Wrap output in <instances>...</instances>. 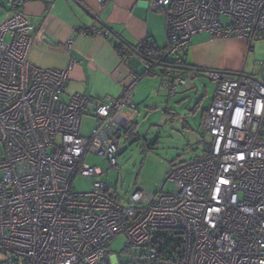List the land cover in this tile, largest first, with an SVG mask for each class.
<instances>
[{
  "label": "built area",
  "instance_id": "built-area-1",
  "mask_svg": "<svg viewBox=\"0 0 264 264\" xmlns=\"http://www.w3.org/2000/svg\"><path fill=\"white\" fill-rule=\"evenodd\" d=\"M25 1L12 0L0 20V264H264V78L179 60L199 33L263 37L264 0H145L149 10L165 13L167 44L134 50L139 63L160 76L166 95L193 69L215 94L200 123L210 136L203 156L170 167L173 190L134 188L124 198L85 158L100 156L116 170L115 115L131 105L141 74L132 70L118 97L74 93L64 101L73 62L53 69L29 61L42 23L23 14ZM86 115L94 125L84 135ZM77 176L92 179L88 190L73 188ZM120 233L129 257L106 258L104 248Z\"/></svg>",
  "mask_w": 264,
  "mask_h": 264
},
{
  "label": "crops",
  "instance_id": "crops-1",
  "mask_svg": "<svg viewBox=\"0 0 264 264\" xmlns=\"http://www.w3.org/2000/svg\"><path fill=\"white\" fill-rule=\"evenodd\" d=\"M11 8L12 0H0V13L4 12L0 20ZM20 10L28 19L42 23L28 54L31 63L62 69L70 60L73 62L62 95L64 101L74 93L97 100L118 97L130 81V72H143L136 49L147 43L159 48L167 44L166 15L162 10H149L145 0H26ZM90 26H97L103 33H84ZM105 29H108L107 34ZM263 39L264 36L247 41L240 37H210L199 33L191 37L183 61L192 68L243 71L261 74L264 78ZM66 42H70L69 47ZM184 74L187 77L184 85L195 76L206 77L203 71L195 69L186 70ZM144 77L158 79L161 91L159 75L142 76L140 80ZM142 95L140 92L138 98ZM131 109H134L132 101L131 105L120 107L115 115L121 126L120 135L134 124ZM85 117L93 119L89 115Z\"/></svg>",
  "mask_w": 264,
  "mask_h": 264
},
{
  "label": "rangeland",
  "instance_id": "rangeland-1",
  "mask_svg": "<svg viewBox=\"0 0 264 264\" xmlns=\"http://www.w3.org/2000/svg\"><path fill=\"white\" fill-rule=\"evenodd\" d=\"M1 11L0 16H3ZM140 92L142 98H138ZM214 92L215 85L203 76L189 79L174 95L161 93L158 79L142 78L131 99L134 129L127 137L125 134L117 136L121 149L116 170H108L105 160L94 154L87 155L85 161L99 166L103 170L99 179L123 198L134 188L148 194L173 190L172 183L166 181L170 167L202 157L208 147L210 136L202 131L200 123ZM195 104H198L196 108ZM93 125V119L83 116L81 133L88 134ZM262 131L264 139V126ZM91 181L88 177L77 176L72 186L77 191H86ZM126 245L127 237L120 233L104 248L106 258L108 254H116L127 259Z\"/></svg>",
  "mask_w": 264,
  "mask_h": 264
},
{
  "label": "trees",
  "instance_id": "trees-1",
  "mask_svg": "<svg viewBox=\"0 0 264 264\" xmlns=\"http://www.w3.org/2000/svg\"><path fill=\"white\" fill-rule=\"evenodd\" d=\"M150 44V43H149ZM148 45V43L147 44H145L144 46H140L139 47V50H142V49H144V48H146V46ZM179 60H180V63H183V64H186L183 60V54L182 55H180V58H179ZM179 60H177V61H179ZM146 75H149V73L147 72V71H145V69L143 68V72L141 73V77L142 76H146ZM134 125L135 124H133L132 125V127L130 126V127H128L127 129H125V131L123 132L124 134H128V135H130L131 133H132V131H133V129H134Z\"/></svg>",
  "mask_w": 264,
  "mask_h": 264
}]
</instances>
